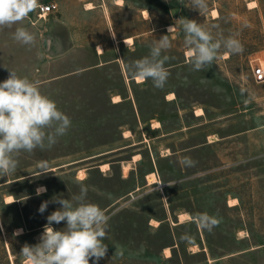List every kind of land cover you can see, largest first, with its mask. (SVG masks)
<instances>
[{"label":"rangeland","instance_id":"obj_1","mask_svg":"<svg viewBox=\"0 0 264 264\" xmlns=\"http://www.w3.org/2000/svg\"><path fill=\"white\" fill-rule=\"evenodd\" d=\"M51 1L57 9L45 18L33 12L22 24L0 28V82L9 70L38 82L72 122L50 149L21 152L17 172L0 177L15 180L0 194L22 195L26 227H33L9 239L15 264L24 260L25 244L40 242L47 217L61 207L53 198L71 200L81 185L88 189L87 202L110 216L108 250L98 264H264V83L252 74L258 64L264 70V0H254V8L247 7L251 0H207L201 13L190 0H122L121 5L105 0L102 7L100 0H39ZM87 2L94 8L84 9ZM181 17L201 23L216 39L233 36L243 50L221 47L210 67L193 71L180 26L167 29ZM21 26L37 35L34 45L13 39ZM163 35L171 41L162 52L170 57L164 88L151 80L129 81L126 66L147 56ZM125 36L135 43L124 46ZM97 46L104 51L100 56ZM105 61L110 62L97 66ZM168 94L174 101H166L172 100ZM114 95L121 103L112 102ZM197 109L201 116H195ZM137 112L147 120L142 128ZM158 120L161 130L150 131ZM125 129L132 132L123 138ZM212 134L217 140L208 143ZM184 157L195 166H184ZM41 162L47 164L43 175ZM105 162L109 168L101 171ZM124 162L130 164L126 173ZM149 171L156 173V184L148 183ZM41 186L46 192L33 193ZM45 201L48 207L40 213ZM166 206L173 219L183 211L194 218L208 213L220 222L211 232L195 221L167 223ZM150 218L163 221L155 225ZM51 226L64 230L66 222ZM184 234L191 242L180 239ZM165 246H175L171 258H165ZM198 246H206L207 253L201 248L192 254ZM0 264H9L1 240Z\"/></svg>","mask_w":264,"mask_h":264},{"label":"clouds","instance_id":"obj_2","mask_svg":"<svg viewBox=\"0 0 264 264\" xmlns=\"http://www.w3.org/2000/svg\"><path fill=\"white\" fill-rule=\"evenodd\" d=\"M191 8L200 13L207 9V0H190ZM40 7L39 0H0V28L22 24L29 15ZM180 26L187 49L186 62L193 71H203L217 58L221 47L230 53L241 52L242 45L233 36L216 39L209 30L194 19L181 17L168 32ZM13 39L23 45H34L37 35L26 27H16ZM171 48L168 35L154 40L149 54L127 65L129 74L141 82L151 80L157 89H163L169 72L165 67L170 57L162 52ZM70 118L60 111L50 97L42 94L38 82L21 77L9 70V76L0 82V177L11 176L17 172L21 152L32 153L35 149H50L58 137L67 135L71 128ZM181 163L186 167L195 166V161L184 157ZM41 175L47 173L46 162H41ZM172 186V185H169ZM46 192L43 186L36 194ZM86 186L81 185L78 195L71 200L54 197L53 202L61 205L47 217V224L35 245L25 244L20 252L25 264H93L106 256L108 246L107 229L110 216L97 204L87 202ZM48 207L45 201L39 211ZM66 222L64 230H55L51 225ZM195 222L201 229L209 232L219 224L216 216L208 213L198 214ZM182 241L191 242L184 234Z\"/></svg>","mask_w":264,"mask_h":264},{"label":"crops","instance_id":"obj_3","mask_svg":"<svg viewBox=\"0 0 264 264\" xmlns=\"http://www.w3.org/2000/svg\"><path fill=\"white\" fill-rule=\"evenodd\" d=\"M105 0H100V2L98 1L97 3H98V5L100 6V7H102L103 6V3H105L104 2ZM115 1L116 0H114V3H115ZM251 1H254V0H251ZM52 2V1H51ZM102 2V3H101ZM250 2V1H249ZM56 3V2H55ZM88 3V2H87ZM89 3H92V2H89ZM248 3V2H247ZM122 4H123V2H122ZM92 5L94 6V4L92 3ZM115 5H117V4H115ZM119 5H121V4H119ZM118 5V6H119ZM256 6H257V4H256ZM255 6V7H256ZM248 7V6H247ZM94 8V7H93ZM92 8V9H93ZM249 8V7H248ZM253 8V7H252ZM84 9H86L85 7H84ZM147 11H149V9H147V8H145ZM86 10H89V9H86ZM143 10V9H142ZM150 15V14H149ZM168 26V25H167ZM174 26V25H173ZM172 32V31H171ZM125 37H132V36H125ZM125 37H123V38H125ZM123 38H121V42L123 43ZM133 38V37H132ZM117 41V40H116ZM135 42H134V39H133V43L131 44V45H133ZM118 44V41H117V43L115 44V45H117ZM123 45L124 46H126L124 43H123ZM128 46H130V45H128ZM104 53V51L102 52V54ZM96 54L97 55H102V54H99L98 52H97V48H96ZM113 61H117V58H115ZM110 61H105V62H99L98 64H97V66H103V64L105 63H109ZM127 76V75H126ZM128 78H129V81H131V80H133V77H130V76H127ZM134 81V80H133ZM141 82V81H140ZM139 82V83H140ZM136 83V82H135ZM139 83H137V84H139ZM126 84V83H125ZM128 84V86H130V83L128 82L127 83ZM129 95H127L126 97H127V100H132V94H131V91L129 90ZM115 96V95H114ZM119 96V95H118ZM120 97V96H119ZM121 98V101H122V97H120ZM111 101H112V99H111ZM121 101L120 102H113L114 104H119V103H121ZM166 101H174V99H172V100H167L166 99ZM138 113V112H137ZM138 116H139V125H140V127L142 128L143 127V123L145 124V122H147V120H144V119H141V117H140V115H139V113H138ZM196 116V115H195ZM198 117V116H197ZM156 122H159L160 123V126H158V128H153V125H151V128H150V131H153V132H157L158 130H161V128H162V124H161V121L160 120H158V121H156ZM126 130V129H125ZM129 130V129H128ZM131 131V130H130ZM132 132V131H131ZM213 135V134H212ZM211 135V136H212ZM122 136H123V132H122ZM210 137V136H209ZM123 138H125V137H123ZM215 141V140H214ZM213 142V141H212ZM212 142H209L208 141V143H212ZM105 163H107V162H105ZM105 163H103V164H105ZM103 164H100V165H103ZM99 165V166H100ZM99 166H98V168H99ZM149 172H154V171H149ZM13 181H15V180H10V179H8V180H4V181H0V191H2L1 189L2 188H6L7 187V185H9V184H11ZM138 190V189H137ZM0 193H2V192H0ZM33 193H35L36 194V190L33 192ZM43 194V193H42ZM7 196H12L13 197V201L12 202H7L6 201V197ZM25 198L21 195H15L14 193H12V192H8V193H3V194H0V240L3 242V245H4V248H5V252H6V254H7V259H8V261H9V264H15V261H14V256H13V254H12V252H11V250H10V244H9V239L10 238H14V237H21V236H23V235H25L29 230H33L32 228L33 227H31V228H29V230H28V228L26 227V219H25V212L23 213V209H22V204H21V201H23ZM25 211V210H24ZM165 211H166V213H165V217H164V220H165V222H167V223H171V221L172 222H177V218H178V214L179 213H181V212H183V211H180V212H178L177 214H175V219H173L172 218V215H171V211H170V209L166 206V209H165ZM185 213H188V212H185ZM189 214V213H188ZM190 215V214H189ZM191 216V215H190ZM192 217V216H191ZM150 219H155V220H157V221H159L160 223H162V219H160V220H158V219H156V218H150ZM195 221V218L194 217H192V220H189V221H186V222H183V223H180V224H178V225H181V224H184V223H187V222H194ZM150 225V224H149ZM178 225H174V226H178ZM38 225H36V226H34V227H37ZM160 226V225H159ZM159 226H158V228H159ZM156 228V227H155ZM18 229H22L23 230V232L22 233H20V234H17L16 233V231L18 230ZM195 246H197V245H195ZM165 247H169L170 248V250H171V253H172V249L175 247V246H165ZM164 247V248H165ZM164 248H163V250H164ZM198 249L196 250V251H193L192 252V254H197V252H199L200 250H201V248H202V251L203 252H206L207 253V249H206V246H204V249H203V246H201V248H199V246L197 247ZM163 253H164V251H163ZM165 255V254H164ZM172 257V254H170V256H166L165 255V258H171ZM206 258H207V261H209L208 259H210L209 258V256H208V254H206ZM11 259H12V261H11ZM211 260V259H210ZM12 262V263H11ZM21 264H24V260H22V262H21Z\"/></svg>","mask_w":264,"mask_h":264},{"label":"bare ground","instance_id":"obj_4","mask_svg":"<svg viewBox=\"0 0 264 264\" xmlns=\"http://www.w3.org/2000/svg\"><path fill=\"white\" fill-rule=\"evenodd\" d=\"M121 2H122V0H116L115 4H119V3H121ZM247 6H248L249 8H252V7L254 8V7L256 6V2H254V1L248 2V3H247ZM84 7H85L86 9H91V8H93V5H92L91 3H86ZM104 11H105L106 13H108L107 10H106V7H104ZM143 14H144V16H145L146 18H148V16H149L148 11L143 10ZM213 14H214V15L217 14V11L214 10V11H213ZM169 27H172V25L167 26V29H168ZM123 42H124L125 44H127V45H128V44H131V43H132V38H131V37L123 38ZM96 48H97L98 53H99V54H102V52H103V48H101L100 46H97ZM134 80H135L136 82H139V80H137V79H134ZM168 97H169L168 99H172L173 94H168ZM117 101H120L119 96H114V97H113V102H117ZM202 114H203L202 109H197V110L195 111V115H196V116H201ZM158 126H160V123H159V122H155V123H153V128H158ZM130 135H131V131H130V130H125V131L123 132V137H129ZM214 140H217V136H216V135H212V136H210L208 141H209V142H212V141H214ZM138 158H139V155H135V156H134V160H137ZM108 168H109L108 163H105V164H103V165H100V170H101V171H105V170L108 169ZM129 169H130V164H129V162H124L123 165H122V171H123L124 173H126ZM80 174H81V171H79L77 175L81 176ZM147 180H148V183H149L150 185H151V184H156V183L158 182V179H157L156 173H154V172H149V174L147 175ZM13 200H14V199H13L12 196H7V197H6V201H7V202H12ZM234 204H235V200L232 199V200L230 201L229 206H232V205H234ZM189 220H191V217H190L187 213H179V214H178V222H185V221H189ZM151 224H155V225H157V224H159V223H158V221H156V220H151ZM19 233H21V230H19ZM197 249H198V248H197ZM164 251H165V253L167 254V256H170V249H169L168 247H166ZM11 261H12V259H11ZM11 263H12V262H11Z\"/></svg>","mask_w":264,"mask_h":264},{"label":"built area","instance_id":"obj_5","mask_svg":"<svg viewBox=\"0 0 264 264\" xmlns=\"http://www.w3.org/2000/svg\"><path fill=\"white\" fill-rule=\"evenodd\" d=\"M57 4L55 2L40 3V7L35 11L38 19L45 18L47 15L56 11ZM253 79L257 83H264V70L261 64H258L252 68Z\"/></svg>","mask_w":264,"mask_h":264}]
</instances>
